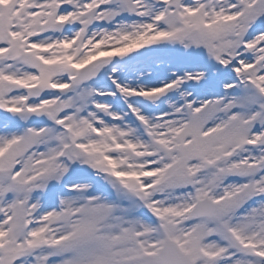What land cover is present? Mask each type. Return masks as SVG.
<instances>
[{
    "label": "snow or ice",
    "instance_id": "obj_1",
    "mask_svg": "<svg viewBox=\"0 0 264 264\" xmlns=\"http://www.w3.org/2000/svg\"><path fill=\"white\" fill-rule=\"evenodd\" d=\"M0 264H264V0H0Z\"/></svg>",
    "mask_w": 264,
    "mask_h": 264
}]
</instances>
